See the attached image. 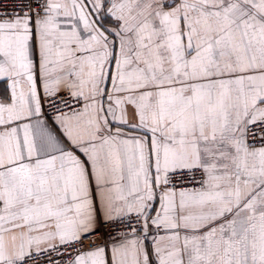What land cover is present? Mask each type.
Returning <instances> with one entry per match:
<instances>
[{
    "label": "snow or ice",
    "instance_id": "snow-or-ice-1",
    "mask_svg": "<svg viewBox=\"0 0 264 264\" xmlns=\"http://www.w3.org/2000/svg\"><path fill=\"white\" fill-rule=\"evenodd\" d=\"M0 264H264V0L0 8Z\"/></svg>",
    "mask_w": 264,
    "mask_h": 264
},
{
    "label": "built area",
    "instance_id": "built-area-1",
    "mask_svg": "<svg viewBox=\"0 0 264 264\" xmlns=\"http://www.w3.org/2000/svg\"><path fill=\"white\" fill-rule=\"evenodd\" d=\"M37 2V0H0V8H4L7 7L9 11H11L13 8L19 10L21 8V5H26V4H33V6L35 5V3ZM116 231V229H113L109 226H103L101 228L100 231V235L99 236H93L92 240H85L84 244L85 246H89L91 242H95V243H101L102 242V237L108 233V232H114Z\"/></svg>",
    "mask_w": 264,
    "mask_h": 264
}]
</instances>
